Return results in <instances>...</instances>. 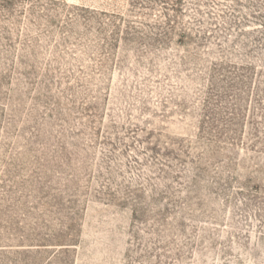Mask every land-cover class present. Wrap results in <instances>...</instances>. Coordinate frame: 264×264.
<instances>
[{"label": "rangeland", "instance_id": "obj_1", "mask_svg": "<svg viewBox=\"0 0 264 264\" xmlns=\"http://www.w3.org/2000/svg\"><path fill=\"white\" fill-rule=\"evenodd\" d=\"M0 264H264V0H0Z\"/></svg>", "mask_w": 264, "mask_h": 264}]
</instances>
